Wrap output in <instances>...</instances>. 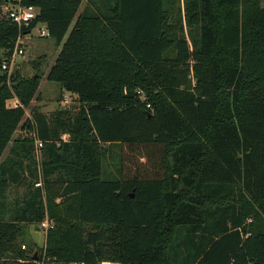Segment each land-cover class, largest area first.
<instances>
[{
  "label": "trees",
  "instance_id": "trees-1",
  "mask_svg": "<svg viewBox=\"0 0 264 264\" xmlns=\"http://www.w3.org/2000/svg\"><path fill=\"white\" fill-rule=\"evenodd\" d=\"M83 1L24 0L72 119L22 122L39 78L2 68L20 29L0 17V264H264V0Z\"/></svg>",
  "mask_w": 264,
  "mask_h": 264
},
{
  "label": "rangeland",
  "instance_id": "rangeland-1",
  "mask_svg": "<svg viewBox=\"0 0 264 264\" xmlns=\"http://www.w3.org/2000/svg\"><path fill=\"white\" fill-rule=\"evenodd\" d=\"M85 4L86 0L83 1L80 10L84 8ZM5 5L6 2L0 0V9L4 10ZM177 6H180L184 13L183 0H179ZM41 26L46 25L44 23H37L32 28L29 36L22 44L25 52L23 54H16L14 59L10 60L9 65V73L19 71L23 76L34 77V75L37 74L39 78L35 95L29 101V105L25 107V116L22 122L32 116L34 109L45 113L49 119L54 116L55 112H61L60 117L65 120L68 118L72 119L77 115L80 108V103L77 100V96L62 87L59 82L50 81L47 78L49 69L57 59L60 49L62 48V44L58 45L55 39L52 37H41ZM6 103L8 107H18L22 105L20 99L16 95L7 99ZM22 122L14 131L10 145L12 144L13 139L16 137L22 138L27 136V134H30L27 128H23ZM62 138L63 140H68L70 136L67 132H65L63 133ZM10 145L7 147L2 157L3 159L8 155ZM41 146L37 143L36 155L38 157L37 159L39 160V164L41 163L42 159V151H40ZM105 146L108 148L109 152L103 159V175L104 177L116 176L118 174L117 165L119 162L120 144L115 142L111 145L105 144ZM39 184H41V182L38 183V185ZM15 192H24V189L23 187L13 189V193L10 195L11 198L15 196ZM46 218L50 219L48 216H46L45 219ZM46 231L47 230H44L35 224L30 226V232L40 247H43L45 244ZM103 262L101 264H103Z\"/></svg>",
  "mask_w": 264,
  "mask_h": 264
},
{
  "label": "built area",
  "instance_id": "built-area-1",
  "mask_svg": "<svg viewBox=\"0 0 264 264\" xmlns=\"http://www.w3.org/2000/svg\"><path fill=\"white\" fill-rule=\"evenodd\" d=\"M7 4H9V6H7L5 12H0V17L4 15L12 23L17 24L20 29V34L16 39L14 50L10 59L13 60L16 54L24 53V48L22 47V44L24 43V36L29 35L31 30H29L27 33H23L22 30L28 28L31 25V23L38 14V8L33 4H25L24 0H12ZM40 36L51 37V33L47 28V26H41ZM9 65H10L9 60L4 59L2 61L1 66L3 69L9 67ZM37 143L40 146L42 145L41 142H37ZM52 225L53 222L48 218L44 219L40 223L41 228L44 230H47ZM23 247H25V245H23ZM103 264H120V263L105 261L103 262Z\"/></svg>",
  "mask_w": 264,
  "mask_h": 264
},
{
  "label": "crops",
  "instance_id": "crops-1",
  "mask_svg": "<svg viewBox=\"0 0 264 264\" xmlns=\"http://www.w3.org/2000/svg\"><path fill=\"white\" fill-rule=\"evenodd\" d=\"M86 2H87V0H86ZM7 3H6V5H5V7H4V10H2V9H0V12H5L6 11V9H7ZM9 6V5H8ZM29 35H26V36H24V42H25V39H27V37H28ZM24 48V47H23ZM61 50V49H60ZM24 52H25V50H24ZM75 95V94H74ZM44 234H45V232H44ZM37 242V241H36ZM45 242H46V239H45ZM38 243V242H37ZM45 245V244H44Z\"/></svg>",
  "mask_w": 264,
  "mask_h": 264
},
{
  "label": "water",
  "instance_id": "water-1",
  "mask_svg": "<svg viewBox=\"0 0 264 264\" xmlns=\"http://www.w3.org/2000/svg\"><path fill=\"white\" fill-rule=\"evenodd\" d=\"M34 77H37V74H36V75H34Z\"/></svg>",
  "mask_w": 264,
  "mask_h": 264
}]
</instances>
